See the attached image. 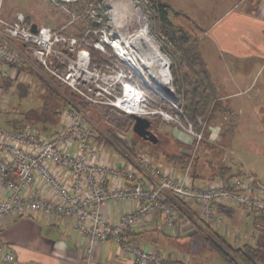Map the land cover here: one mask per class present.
<instances>
[{"label": "built area", "instance_id": "1", "mask_svg": "<svg viewBox=\"0 0 264 264\" xmlns=\"http://www.w3.org/2000/svg\"><path fill=\"white\" fill-rule=\"evenodd\" d=\"M47 1L65 9L76 0ZM32 24L21 10L7 17L4 0H0V101L8 96L1 89L2 78L16 80L23 72L17 66L29 62L47 79L70 88L92 105H109L150 119L161 117L193 138L191 156L197 151L205 139V125L196 130L184 117L176 101L171 64L166 71L173 94H166L151 78L133 43L143 33L141 29L130 39V48L122 50L127 45L124 38H115L102 28L71 34L70 24L53 28L37 23L34 32ZM93 51L107 61H96ZM163 101L173 111L166 110ZM96 136L97 130L77 106L63 112L60 127L52 135L36 126L0 125V232L8 217L41 212L73 220L74 230L86 241L87 264L108 241L131 256L134 264H191L146 249L140 242L129 241L127 235L132 226L156 213L168 228L174 227L178 207L186 202L198 204L204 218L212 222L222 223V214L214 209L222 204L256 216L264 213V182L253 172L222 176L201 185L193 179L191 164L177 171L142 152L111 156L94 141ZM111 204L136 207L111 220L104 213ZM0 264H18L16 249L4 242L1 233Z\"/></svg>", "mask_w": 264, "mask_h": 264}, {"label": "crops", "instance_id": "2", "mask_svg": "<svg viewBox=\"0 0 264 264\" xmlns=\"http://www.w3.org/2000/svg\"><path fill=\"white\" fill-rule=\"evenodd\" d=\"M173 2V9L188 13L203 30L200 49L223 105L238 117L241 112L244 114L253 95L264 103V93H257V90H264V82L258 84L257 81L258 74L264 75V0H230L225 10L217 12L218 15L211 20H207L209 9L202 7L203 0H169L171 5ZM221 129L216 118L207 140L213 143L211 151L214 153L219 151L214 144L220 143L224 148L226 140H230L222 141ZM172 133L180 149L189 154L193 138L179 129ZM211 151L207 152L208 155ZM116 152L108 153L113 156ZM157 160L165 168L177 171L182 168L178 163L180 160H159V157ZM224 166L230 167L222 164L215 173L212 170L213 173L208 171L207 175L203 171L198 174L195 169L193 179L198 184L206 185L222 176L233 175L232 169L222 170ZM257 172L253 171L259 177ZM184 206L185 209L178 211L179 220L174 227L168 228L159 213L151 214L132 226L127 235L129 241L140 242L146 249L157 250L166 258L188 260L191 264H208L201 263L202 260L197 257L206 249L205 235L209 231L221 235L228 242V238H232V242H229L232 245H242L250 240L245 238L247 235L239 234L246 213L242 208L232 204L215 206L214 209L222 214L221 223L205 219L198 204L186 202ZM135 207V204H111L104 213L114 220ZM0 233L4 242L16 249L18 264H87L86 241L74 230L72 219L49 217L41 212L32 216H12L3 221ZM90 264H134V260L124 254L114 241H108L97 248Z\"/></svg>", "mask_w": 264, "mask_h": 264}, {"label": "rangeland", "instance_id": "3", "mask_svg": "<svg viewBox=\"0 0 264 264\" xmlns=\"http://www.w3.org/2000/svg\"><path fill=\"white\" fill-rule=\"evenodd\" d=\"M229 2L230 0H203L202 7L206 6L209 9L207 20L208 18L213 19L216 17L218 15L217 12L221 10L224 11L225 6L228 5ZM84 5L85 8L83 12L79 13L76 10V5H74V7L67 5L64 9L47 0H4V12L11 17L17 10H21L30 16L31 20L50 25L53 28H60L64 24H70L69 31L77 33L81 30L84 32L87 28H102L106 32L111 33L113 37L122 39L143 28L145 22L142 19L140 20L139 16L141 13L138 12L141 11L146 21L147 34L150 37L153 36L158 42L160 50L170 57L172 63L171 67L173 62L176 61L175 49L166 45V42L154 28L153 11L148 6L146 0H100L99 4L96 6L93 5V1L89 0L85 2ZM171 7H175L174 2ZM91 21L99 25L93 27L90 25ZM125 49L127 48H123V50ZM26 73H29L28 75H30L29 80L31 83L28 85L29 93L25 95L26 97H21L19 94H13L9 91V93H6L9 95L7 100H5V102H0V125L2 126L11 127L5 120L13 117L15 111H17L19 117H22V112L24 110L40 103L43 79L41 77L39 78L35 73L23 70L21 75L16 78V82L19 83L22 79H25ZM171 77L173 85L176 87L174 77ZM257 81L258 84H263L264 75H261V73L258 74ZM23 86L27 85L24 84L22 87ZM217 90L219 91L218 88ZM258 91L264 93V90H257V93ZM161 104L166 110L170 112L173 111V107L170 106L169 103L163 101ZM1 109H3V112H1ZM83 111L97 130L96 139H98L99 136H107L109 134L108 130L113 129L117 130L123 137L121 139L126 140L129 145L133 144L132 140L136 142L137 152L159 157V160L169 159L170 161H174V159L163 156L162 153H168V155L170 154L173 156L177 154L182 155L183 153L184 155L188 154L180 149L181 147L173 136L172 131L175 129L178 130V128H176L174 124L164 121L161 117L156 116L152 118V130L160 139L162 138L160 144L154 149L151 147L150 143L143 142L142 138L134 134L133 125H130V123L127 122L121 128H117L115 125L116 122L114 119H111L114 115H107L106 113H108V111H106L105 107H89ZM182 111L184 117L191 122V120L187 118L183 106ZM123 113L128 114L126 112ZM118 114L119 112H117L116 116ZM217 121L222 128V141L230 139L226 140V147L223 148L220 143H216L214 145L217 146L219 151H215L214 153V151H211V144L213 143H209L204 139V141L198 145L197 151L192 154L190 158L185 157L181 160L183 162L177 159V161H179L178 163H181L180 166L186 167V165L191 164V173L196 169L198 174L203 171L204 175H207L206 173H208V171L213 173V170L215 173L222 164H226L232 168L233 175L241 173V170L242 172L260 171L257 172V174L260 179L264 181V103H261L257 96L253 95L251 97V102L245 107L244 114L241 112V115L237 117V114L235 115L233 112H220ZM230 124L234 125V127L231 128V136L227 132L229 126H231ZM192 125L194 127L193 123ZM182 132L185 133L184 131ZM108 137L110 136L108 135ZM101 142L102 144L100 146L102 150L110 153L114 152L115 149L112 148V146H109L102 140ZM190 147L193 148V144L190 145ZM210 151L212 153L208 155L207 152ZM244 214L245 217H243L239 227V234L243 236L247 235L245 238L250 239L247 240L248 242L257 244L261 240V233L260 229L255 224L256 215L247 212ZM228 240L232 242V238H228ZM235 246H239V243ZM205 247V251H202L198 257L196 256L198 260H202L201 263L226 264L221 256L213 252L208 246L204 245V248ZM196 257L195 259H197Z\"/></svg>", "mask_w": 264, "mask_h": 264}, {"label": "trees", "instance_id": "4", "mask_svg": "<svg viewBox=\"0 0 264 264\" xmlns=\"http://www.w3.org/2000/svg\"><path fill=\"white\" fill-rule=\"evenodd\" d=\"M87 1L89 0H76L69 3V5L73 7L76 5V10L81 13L85 8L84 3ZM91 1H93L94 6L98 5L100 2V0ZM146 2L153 11V25L155 30L166 42V45L174 48L176 51V61L173 62L171 67V76L174 77L176 85V101L183 106L187 118L191 120L197 130H201L204 124H206L205 140H208L210 136V127L215 123L218 114H220V112L230 113V109L225 107L219 100V91L216 88L215 82L213 81L201 52L200 36L203 30L188 13L173 9L169 0H146ZM27 19L31 21L28 15ZM90 25L97 27L99 24L91 21ZM69 32L71 34H81L83 30L79 33L73 31ZM95 38L94 35L90 36L91 40ZM93 56L98 62L107 61L104 55L97 51H93ZM17 67L27 70V72L37 74L39 78L41 77L43 79V85L40 94L41 100L38 105L24 110L22 112V117H19L17 111H15L13 117L5 120L11 127L36 126L43 133L52 135L56 133L60 127L63 112L72 106H77L82 110L95 106L105 107L106 111H108V113H106L107 115H114L111 119H114L117 128H121L127 122L130 123V125L134 123L131 114H125L113 106L92 105L89 102L81 100L70 88L47 79L29 62H25L24 65H19ZM29 78L30 75H28L27 79H22L17 83L16 80L11 77H3L1 89L5 93L11 91L13 94L17 93L21 97H26L25 95L29 93L28 85L31 84ZM24 84L27 86L22 87ZM8 97L9 95L7 98ZM0 102H5V100ZM1 112H3V109H1ZM117 112H119L120 115L118 114L116 116ZM91 124L93 123L91 122ZM230 125L227 132L231 136V128L234 127V125ZM108 133L110 137H108V135L105 137L99 136L100 139L95 138L94 141L98 145H101L102 140L109 146H112L118 153H137L136 142L132 140L133 144L129 145L126 140L121 139L123 137L117 130L109 129ZM160 140L162 141V138ZM143 142L150 143L145 140H143ZM160 142L156 145L150 143V145L155 149ZM191 149L192 147L189 148V151H191ZM163 154L166 155L167 158L174 160L179 159L180 161L185 157H191L190 153L187 155L183 153L182 155L177 154L174 156L168 155V153ZM154 158L156 160L158 159L156 156H154ZM221 169L230 171L232 168L224 166ZM178 209H185L184 204H181ZM255 224L258 226L261 233V240L258 244L245 242L242 245L235 246L221 235L209 231V233L205 235L206 245L213 252L221 256L226 264H264V213L255 217Z\"/></svg>", "mask_w": 264, "mask_h": 264}, {"label": "water", "instance_id": "5", "mask_svg": "<svg viewBox=\"0 0 264 264\" xmlns=\"http://www.w3.org/2000/svg\"><path fill=\"white\" fill-rule=\"evenodd\" d=\"M37 27V23L32 24V30L34 32L37 31ZM133 43L140 55L143 57L144 62L147 65L149 74L154 82L166 94H173L170 77L167 74V71H165L166 64H163L156 59L154 49L146 41L145 36L141 33L137 34L133 39ZM131 117L134 120L132 128L135 134H137L143 140L148 141L154 145L158 144L161 141L160 138L152 130L153 121L150 118L137 114H131Z\"/></svg>", "mask_w": 264, "mask_h": 264}, {"label": "bare ground", "instance_id": "6", "mask_svg": "<svg viewBox=\"0 0 264 264\" xmlns=\"http://www.w3.org/2000/svg\"><path fill=\"white\" fill-rule=\"evenodd\" d=\"M139 13H141V15L139 16V18H140V20L142 19V20H144V25H143V28L141 29V31L143 32V33H141V34H143L144 36H145V39H146V41L151 45V47L154 49V52H155V54H156V59L159 61V62H161V63H165L166 64V67H167V65H170V64H172L171 63V60H170V58H169V56H167L165 53H163L161 50H160V46H159V44H158V42L155 40V38L153 37V36H149L148 34H147V31H146V27H147V25H146V21H145V18H144V16H143V14H142V12L141 11H138ZM139 31V30H138ZM137 32V31H136ZM135 32V33H136ZM134 33V34H135ZM134 34H132V35H128V36H126L125 38H124V42L127 44L126 45V48L127 49H129L130 47V43H131V38L132 37H134ZM123 50V49H122ZM156 50V51H155ZM165 71H166V69H165Z\"/></svg>", "mask_w": 264, "mask_h": 264}]
</instances>
